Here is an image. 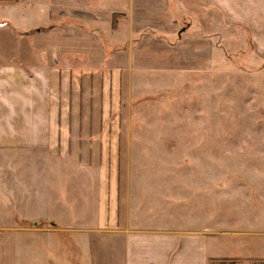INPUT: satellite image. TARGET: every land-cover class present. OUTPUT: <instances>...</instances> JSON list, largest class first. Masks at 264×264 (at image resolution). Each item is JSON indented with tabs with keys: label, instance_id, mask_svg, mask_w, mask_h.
<instances>
[{
	"label": "crops",
	"instance_id": "obj_1",
	"mask_svg": "<svg viewBox=\"0 0 264 264\" xmlns=\"http://www.w3.org/2000/svg\"><path fill=\"white\" fill-rule=\"evenodd\" d=\"M233 27L264 57V0H0V264H264V217L138 226L112 147L114 110L217 69Z\"/></svg>",
	"mask_w": 264,
	"mask_h": 264
},
{
	"label": "rangeland",
	"instance_id": "obj_2",
	"mask_svg": "<svg viewBox=\"0 0 264 264\" xmlns=\"http://www.w3.org/2000/svg\"><path fill=\"white\" fill-rule=\"evenodd\" d=\"M233 28L217 69L165 80L111 114L121 121L112 147L124 153L122 191L140 227L264 217V57L245 27Z\"/></svg>",
	"mask_w": 264,
	"mask_h": 264
},
{
	"label": "trees",
	"instance_id": "obj_3",
	"mask_svg": "<svg viewBox=\"0 0 264 264\" xmlns=\"http://www.w3.org/2000/svg\"><path fill=\"white\" fill-rule=\"evenodd\" d=\"M112 25H113V27H115V26H116V14H115V15H113V19H112ZM158 36H160V35H158Z\"/></svg>",
	"mask_w": 264,
	"mask_h": 264
}]
</instances>
